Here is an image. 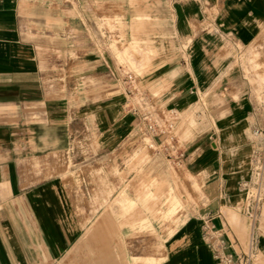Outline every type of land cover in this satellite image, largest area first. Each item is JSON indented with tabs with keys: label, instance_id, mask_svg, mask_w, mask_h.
<instances>
[{
	"label": "crops",
	"instance_id": "1",
	"mask_svg": "<svg viewBox=\"0 0 264 264\" xmlns=\"http://www.w3.org/2000/svg\"><path fill=\"white\" fill-rule=\"evenodd\" d=\"M121 1L75 0L73 30L68 0H0V264H217L207 217L226 251L249 250L241 182L264 151V108L245 90L236 55L259 38L264 0H146L140 9L150 18L139 30ZM117 17L123 31L108 27ZM121 32L157 43L160 88L140 82L159 111L205 119L181 142L204 200L170 207L171 222L146 217L122 188L131 181V139L141 134L121 69L104 57ZM227 70L236 73L224 79ZM155 230L159 243L149 237ZM255 246L264 256V227Z\"/></svg>",
	"mask_w": 264,
	"mask_h": 264
},
{
	"label": "rangeland",
	"instance_id": "2",
	"mask_svg": "<svg viewBox=\"0 0 264 264\" xmlns=\"http://www.w3.org/2000/svg\"><path fill=\"white\" fill-rule=\"evenodd\" d=\"M121 2L124 3V0ZM142 2H146V0H127V3L135 11L133 13V16H136L133 22V29L139 30L141 28L139 27V23L144 21V19L148 20L150 18L140 9ZM68 3L69 8L71 10L73 9L71 14L72 20L68 25L74 30L79 24L74 18L75 0H68ZM118 5L116 7L117 12L120 10ZM107 24L109 29L112 30L123 31L124 29V23L118 17L115 22H108ZM123 35L124 33L121 32L120 37L109 39L108 45L111 47V53L107 52L104 54L105 60L108 64L117 67L122 65L137 77L144 78L150 83V90L155 93L160 88L159 83H161V80L159 81L155 77V72L153 71V65L159 56L155 39L139 37L127 38ZM104 40L107 43V39ZM75 55V53H72L68 57L74 58ZM60 57L61 55L58 56V58ZM236 60L242 67L238 72L243 74L245 82L248 84L245 90L253 95L255 100L264 108V23L261 26L259 38L251 47L250 51L245 54L236 55ZM71 72L75 71L71 70ZM235 73V70L222 71L221 76L225 79ZM116 89L117 87L110 91H115ZM235 95L237 96V93ZM133 103L138 108L145 107V111H155L158 107L155 102H147L140 98H135ZM204 120L200 119L195 112L191 114H179L177 135L179 136L180 142L193 138V131ZM261 137H264V134H261ZM131 142L133 143L131 144L130 157L126 162V167L129 169L128 174L130 173L131 175V181L128 184L123 183L122 188L133 191L134 205H139V202H141V204L147 207L146 211L149 214L145 215L146 217L151 216L150 212L154 211L152 216L158 214L159 217H162L163 221L171 222L175 214L171 213V210H169L170 207H175V211L177 209L186 210L190 206H198L204 200L203 182H201L200 177H195L183 164L179 163L174 148L171 146L167 147L166 145H157L156 142L158 141L153 139L150 134H145L141 137L137 134L131 139ZM152 143L154 145L150 148L149 145ZM66 168L68 172H71L70 170L73 168L71 162L67 164ZM114 173L121 176L124 174L118 166H116ZM258 221L260 232L261 228L264 227V209L258 217ZM167 232H171V230L164 229V234ZM150 235L156 238L158 243L161 241V236L158 231H149V237ZM256 262L257 264H264V256L258 254Z\"/></svg>",
	"mask_w": 264,
	"mask_h": 264
},
{
	"label": "built area",
	"instance_id": "3",
	"mask_svg": "<svg viewBox=\"0 0 264 264\" xmlns=\"http://www.w3.org/2000/svg\"><path fill=\"white\" fill-rule=\"evenodd\" d=\"M119 68L122 74L119 80L121 83L120 88L123 89V93L126 96L127 106L139 119V134L141 136L150 134L153 139L158 141L156 142L157 145H166L174 148L176 157L179 163L182 164V143L177 135L179 113L175 110H169L163 114L158 107L155 111H145V107H136L133 103L135 98H140L147 102L152 100L145 95L140 77H137L122 65H119ZM153 145L154 143L149 145V147L152 148ZM241 187L245 192V212L252 219L253 230L249 250L243 256H237L232 252L226 251L225 241L217 234L211 217H207L204 222L205 237L214 252L217 264H257L256 257L258 253L255 246L256 233L259 230L257 221L264 209V151L257 152L253 157L250 178L243 180Z\"/></svg>",
	"mask_w": 264,
	"mask_h": 264
}]
</instances>
